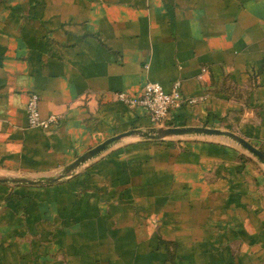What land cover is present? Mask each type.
<instances>
[{"label": "crops", "instance_id": "obj_1", "mask_svg": "<svg viewBox=\"0 0 264 264\" xmlns=\"http://www.w3.org/2000/svg\"><path fill=\"white\" fill-rule=\"evenodd\" d=\"M148 81L180 82L163 126L263 158L132 134L67 174L161 125L115 97ZM0 177L32 181H0V264H264V0H0Z\"/></svg>", "mask_w": 264, "mask_h": 264}, {"label": "built area", "instance_id": "obj_2", "mask_svg": "<svg viewBox=\"0 0 264 264\" xmlns=\"http://www.w3.org/2000/svg\"><path fill=\"white\" fill-rule=\"evenodd\" d=\"M180 82L176 81L170 92H165L157 82H146L138 95H128L125 92H116L115 97L128 106H139L149 115L155 124L164 122L169 110L178 107L181 103L179 92ZM26 115L29 126L47 128L58 121L57 116L49 115L42 118L38 109V95L34 92L28 94L26 102ZM158 127H164L162 126ZM157 126V125H155Z\"/></svg>", "mask_w": 264, "mask_h": 264}, {"label": "water", "instance_id": "obj_3", "mask_svg": "<svg viewBox=\"0 0 264 264\" xmlns=\"http://www.w3.org/2000/svg\"><path fill=\"white\" fill-rule=\"evenodd\" d=\"M132 134L137 135L139 137H143V138H153V139H163L169 136L186 135V134L216 135L220 137L229 138L233 140L234 142H237L244 148H246L248 151L252 152L258 158L260 159L263 158L261 152L258 149H256L252 144H250L243 137L237 135L234 132L228 131V130H221L218 128L205 127V126H183V127L164 126V127H154L147 131L136 130V131L124 132V133L112 136L100 142L99 144L89 149L82 155L78 156L71 164L67 166L66 173L68 174V173L73 172L79 165H81L88 159L102 152L104 149H106L112 143L117 141L119 138L132 135ZM0 181L32 182L25 178H16V177H0Z\"/></svg>", "mask_w": 264, "mask_h": 264}]
</instances>
